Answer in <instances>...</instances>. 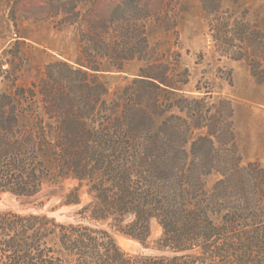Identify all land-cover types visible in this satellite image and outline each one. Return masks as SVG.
Instances as JSON below:
<instances>
[{"label":"trees","instance_id":"trees-1","mask_svg":"<svg viewBox=\"0 0 264 264\" xmlns=\"http://www.w3.org/2000/svg\"><path fill=\"white\" fill-rule=\"evenodd\" d=\"M120 8L104 25L116 36L103 54L109 73L133 59L147 64L134 88L110 93L98 61L80 57L78 68L65 63L60 74L47 64L42 83L13 80L0 90V192L34 198L50 181L48 198L79 205V219L68 223L0 210V264H264V166L243 160L231 101H211L199 85L201 95H186L170 83L144 22L137 18L131 42L124 23L134 19ZM236 39L251 42L248 31ZM176 82L188 84L187 69ZM98 101L105 117H89ZM65 179L78 185L63 193ZM83 190L91 199L81 204ZM152 220L161 227L154 240ZM114 227L152 252L123 250Z\"/></svg>","mask_w":264,"mask_h":264},{"label":"rangeland","instance_id":"rangeland-1","mask_svg":"<svg viewBox=\"0 0 264 264\" xmlns=\"http://www.w3.org/2000/svg\"><path fill=\"white\" fill-rule=\"evenodd\" d=\"M117 6L127 9L126 15L134 19L124 23L131 42L135 41L137 18L144 22L154 62L164 65L170 83L186 95H201L194 91L199 85L202 91H211V101L219 97L231 101L236 144L243 160H258L264 166V0H206L205 5L201 0H0V68L5 69L0 90H6L13 80L23 87L42 83L47 64L60 74L67 70L65 63L78 68L80 57L98 61L100 79L108 81L110 93L134 88L132 80L139 68L146 67L145 62L133 59L124 62L122 71H106L109 60L103 51L113 43L116 32L102 31ZM217 6L216 13L206 11ZM122 14L117 11L118 17ZM242 31L249 32L250 44L236 39ZM185 69L189 82L181 86L176 81L185 77ZM104 107L98 101L99 110L89 117H105ZM215 177L211 175L209 180ZM61 184L66 193L78 182L65 179ZM52 186L45 182L34 198L0 192V210L45 213L57 222H76L79 205L58 206L59 197L47 195ZM90 199L83 190L81 204ZM103 226L110 229L107 221ZM113 230L123 250L152 252L115 227ZM150 230V240L161 234L155 220Z\"/></svg>","mask_w":264,"mask_h":264}]
</instances>
